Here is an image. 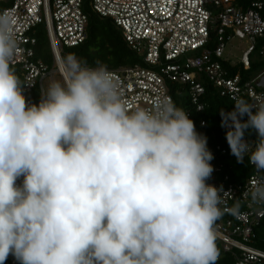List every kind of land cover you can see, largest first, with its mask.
<instances>
[{
  "label": "clouds",
  "instance_id": "9594fccd",
  "mask_svg": "<svg viewBox=\"0 0 264 264\" xmlns=\"http://www.w3.org/2000/svg\"><path fill=\"white\" fill-rule=\"evenodd\" d=\"M16 18L0 12V264H217L216 222L225 205L207 138L188 113L161 98L130 109L106 65L74 53L39 103L11 67ZM221 110L237 162L264 173V103ZM255 109V111H253ZM247 116L244 120L243 117ZM255 130L254 142L245 140ZM22 178V180H21ZM21 180V183H17ZM264 204V178L244 193Z\"/></svg>",
  "mask_w": 264,
  "mask_h": 264
},
{
  "label": "built area",
  "instance_id": "2783aa9c",
  "mask_svg": "<svg viewBox=\"0 0 264 264\" xmlns=\"http://www.w3.org/2000/svg\"><path fill=\"white\" fill-rule=\"evenodd\" d=\"M0 7V12L11 10L16 18L19 51L11 67L20 69L23 81L29 84L24 87L29 103H39L47 78L52 81L59 76L63 82L60 63L70 53L68 49L88 38L89 9L109 18L142 59L136 64L107 67L120 82L130 109L151 110L161 98L175 104L174 96H186L190 106L203 111L207 104L203 97H209L208 93L233 104L237 98L254 106L264 103V70L248 78L240 71L232 74L237 66L244 71L251 67L250 56L257 44L264 48L262 0L241 6L237 0H0ZM40 25L44 26L50 45L47 61L36 58ZM234 37L251 42L238 61L225 55ZM201 125L206 126V120ZM225 130L224 141H207L214 169L207 181L222 187V195L228 192L222 206L239 200L241 214L225 213L226 217L216 223L218 261L224 253H231L235 264H264V249L253 244L259 237L258 229L263 226L264 230V204L250 206L244 196L252 183L264 178V173H257L250 165L249 175L241 181L233 180L226 164L235 156L226 140L228 127ZM228 168L233 170L232 164ZM5 264L19 262L10 255Z\"/></svg>",
  "mask_w": 264,
  "mask_h": 264
},
{
  "label": "trees",
  "instance_id": "16d2710c",
  "mask_svg": "<svg viewBox=\"0 0 264 264\" xmlns=\"http://www.w3.org/2000/svg\"><path fill=\"white\" fill-rule=\"evenodd\" d=\"M253 1L261 0H237L238 5H247ZM264 1V0H262ZM1 8V7H0ZM1 10V9H0ZM89 26H88V38L80 45L68 49L70 53H74L79 59L90 66H97V62L106 65L107 67H115L119 65H130L141 62V57L128 45L125 41L122 32L116 27V25L109 19L99 16L98 14L90 11ZM38 44L36 49V58L48 60L51 55L49 40L47 32L44 30V26H38ZM264 56V54H261ZM251 63V62H250ZM260 68H264V60L260 63ZM17 75L23 81L20 69L12 67ZM257 68L256 65H252L248 70H243L242 67L237 66L232 69V74L240 71L245 78L250 77L252 71ZM209 97L204 96L206 101V107L203 111H196L194 107L189 105V98L186 96L175 98V105L178 108L184 109L190 119L195 123L196 131L206 136L208 143H215L224 141V134L226 132L225 126H222L221 110L225 112L232 111L234 105L231 100L220 97L219 95ZM206 120V126L201 125L202 120ZM244 120L247 116L243 117ZM213 133V135H211ZM245 137L249 140H256L257 133L255 130H246ZM229 164H232V169L228 168ZM226 171L232 175L234 181H241L243 177L251 173V166L248 163L247 158L240 163L237 162L236 157L228 159ZM208 183V181H206ZM226 217L224 215L220 220ZM216 222V223H217ZM259 237L255 241L254 246L264 249V230L258 229ZM235 256L231 253H224L217 264H235Z\"/></svg>",
  "mask_w": 264,
  "mask_h": 264
},
{
  "label": "rangeland",
  "instance_id": "374dc122",
  "mask_svg": "<svg viewBox=\"0 0 264 264\" xmlns=\"http://www.w3.org/2000/svg\"><path fill=\"white\" fill-rule=\"evenodd\" d=\"M250 44L251 42L248 40V38L240 39L238 37H234L227 45L225 49V55L234 61H238L241 59L243 52L250 46ZM263 50V45L257 44V49L250 56V62L252 65H256L257 67L252 71V74H250L251 77L257 76L264 70V68L261 69L259 66L264 60V56L261 55V51ZM54 80H60L62 82L59 76H56ZM49 82H51L49 78L44 81L45 88H47ZM261 85L264 86V77L261 79Z\"/></svg>",
  "mask_w": 264,
  "mask_h": 264
}]
</instances>
